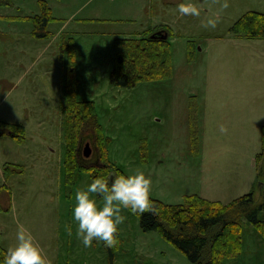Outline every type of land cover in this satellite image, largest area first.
<instances>
[{"label": "rangeland", "instance_id": "obj_1", "mask_svg": "<svg viewBox=\"0 0 264 264\" xmlns=\"http://www.w3.org/2000/svg\"><path fill=\"white\" fill-rule=\"evenodd\" d=\"M11 1L0 6V119L23 123L25 139L0 135L5 249L23 224L51 264H193L159 231H144L130 209H122L113 262L104 241L86 247L78 237L74 193L93 178L80 169L74 185L66 180L64 42L74 38L77 97L94 101L115 166L125 173L142 168L152 180L150 196L166 204L191 194L229 203L250 191L262 201L264 38L235 37L231 27L248 11L264 12V0H228L227 8L224 0H196L199 17L180 14V0H47L57 17L48 29L56 37L41 41L23 18L40 14L39 0ZM216 12L217 25L205 27ZM157 26L171 31L172 76L131 88L113 84L118 39L145 36ZM86 144L81 158L90 165L96 157L85 155ZM242 236L241 253L223 264H264V234L247 218Z\"/></svg>", "mask_w": 264, "mask_h": 264}, {"label": "trees", "instance_id": "obj_2", "mask_svg": "<svg viewBox=\"0 0 264 264\" xmlns=\"http://www.w3.org/2000/svg\"><path fill=\"white\" fill-rule=\"evenodd\" d=\"M40 14L23 16L33 23L32 33L36 38H49V24L56 18L47 0H39ZM13 5L11 0H0V6ZM158 30L168 33L167 38L151 37ZM235 37L264 38V12L248 11L231 27ZM171 31L167 26H157L145 36L118 39L115 51L116 66L111 80L116 86L131 88L141 81L161 80L172 76ZM67 52L65 102L66 180L75 184L80 169L87 170L91 177L110 176L124 172L109 160L111 138L104 133L93 100H80L77 96L79 79L76 71L75 42H64ZM0 131H12L13 136L25 139V127L21 122L0 121ZM0 134V135H2ZM192 137H196L192 134ZM262 151L258 154V178L264 182V125L262 127ZM92 142L99 162L86 165L81 158V145ZM146 149V147H145ZM10 168L5 166V172ZM125 173V172H124ZM6 185L0 186V192ZM264 191V190H263ZM151 207L144 212H135L144 231L157 230L162 236L183 252L193 264H223L226 258L236 257L242 251L243 219L247 218L264 234V192L262 201L250 191L232 202L210 200L198 194L187 195L185 202L166 204L150 196ZM0 209L2 207L0 206ZM120 240V232H118ZM111 262L115 260L116 247H108ZM6 250L0 244V251Z\"/></svg>", "mask_w": 264, "mask_h": 264}, {"label": "clouds", "instance_id": "obj_3", "mask_svg": "<svg viewBox=\"0 0 264 264\" xmlns=\"http://www.w3.org/2000/svg\"><path fill=\"white\" fill-rule=\"evenodd\" d=\"M222 7H229L228 0H224ZM178 10L182 15H201L196 0H180ZM219 16V12L209 16L205 27H215ZM220 128L227 131L224 125ZM151 185V177L142 168H137L128 173H112L110 180L104 175H97L87 187L77 189L73 218L83 245L91 247L94 241H104L106 246L116 247L119 244V226L126 219L122 209L140 213L149 209ZM66 227L69 232L72 231L71 224ZM0 264H51V261L32 230L20 224L15 242L0 251Z\"/></svg>", "mask_w": 264, "mask_h": 264}, {"label": "crops", "instance_id": "obj_4", "mask_svg": "<svg viewBox=\"0 0 264 264\" xmlns=\"http://www.w3.org/2000/svg\"><path fill=\"white\" fill-rule=\"evenodd\" d=\"M54 15V14H53ZM25 16H28V15H25ZM56 16V15H55ZM54 16V17H55ZM57 18V17H56ZM70 19H73V17L71 16V18ZM83 21H87V19H85V20H83ZM53 22V21H52ZM68 23H69V21L68 20H66V22L64 23V25L62 26V27H66L67 25H68ZM32 30H33V25L30 27H28V31H29V33L33 36V37H35L34 35H33V33H32ZM51 33H52V35L49 37V38H41V39H45V40H48V39H50V40H53V39H55V37H56V34L51 30ZM63 38H64V40L65 39H67V38H72L73 36L72 35H70V36H68V35H63L62 36ZM36 38V37H35ZM59 38V36L57 37V39ZM74 38V37H73ZM37 39V38H36ZM40 39V38H39ZM41 39H40V41H41ZM74 41H75V38H74ZM76 50H77V45H76ZM66 66V65H65ZM0 82H1V80H0ZM0 121H5V122H9V123H16V122H11V121H8V120H1L0 119Z\"/></svg>", "mask_w": 264, "mask_h": 264}, {"label": "water", "instance_id": "obj_5", "mask_svg": "<svg viewBox=\"0 0 264 264\" xmlns=\"http://www.w3.org/2000/svg\"><path fill=\"white\" fill-rule=\"evenodd\" d=\"M153 38L155 37H161V38H167L168 37V33L167 32H164L163 30H159L155 33L152 34ZM11 135H13V132L12 131H8ZM0 134H2V131H0ZM90 142H87L86 144V147H85V155L87 156H90L92 154V147L91 145L89 144ZM112 176V175H111ZM111 176H110V179H111Z\"/></svg>", "mask_w": 264, "mask_h": 264}, {"label": "flooded vegetation", "instance_id": "obj_6", "mask_svg": "<svg viewBox=\"0 0 264 264\" xmlns=\"http://www.w3.org/2000/svg\"><path fill=\"white\" fill-rule=\"evenodd\" d=\"M91 144H92V142H91ZM91 146H92V149H93V151H94V153L92 152L94 155L91 154L90 156H92V157H93V156L96 157V160L92 161L91 164H95V163L99 162V159L97 158V151H96L95 146H93V145H91ZM90 156H89V157H90Z\"/></svg>", "mask_w": 264, "mask_h": 264}]
</instances>
